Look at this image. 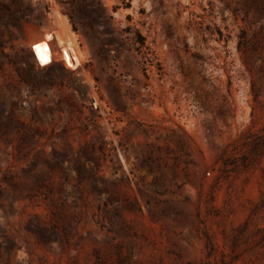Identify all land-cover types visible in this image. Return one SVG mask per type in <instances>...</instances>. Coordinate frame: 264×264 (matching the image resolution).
<instances>
[{"label":"rangeland","instance_id":"rangeland-1","mask_svg":"<svg viewBox=\"0 0 264 264\" xmlns=\"http://www.w3.org/2000/svg\"><path fill=\"white\" fill-rule=\"evenodd\" d=\"M263 129L264 0H0V264H264Z\"/></svg>","mask_w":264,"mask_h":264},{"label":"built area","instance_id":"built-area-1","mask_svg":"<svg viewBox=\"0 0 264 264\" xmlns=\"http://www.w3.org/2000/svg\"><path fill=\"white\" fill-rule=\"evenodd\" d=\"M75 36L76 34L72 27L65 31L60 27L59 31H53L51 33V38L48 40V51L50 53V58H52L53 61H51L52 59H49L48 65H51L54 62H60L62 65L73 71L79 72L81 68L82 70H85V59L82 62L78 59L77 49L80 47V40ZM39 63L42 65L40 59ZM66 63L68 66H66Z\"/></svg>","mask_w":264,"mask_h":264},{"label":"bare ground","instance_id":"bare-ground-1","mask_svg":"<svg viewBox=\"0 0 264 264\" xmlns=\"http://www.w3.org/2000/svg\"><path fill=\"white\" fill-rule=\"evenodd\" d=\"M55 17L57 22L60 24V26L62 27V30L65 31L66 29H70V23L69 20L67 19L66 16H64L60 11H55ZM51 38V33L46 34L44 36V38L42 39H38V41L33 45V50L36 56V59L39 63V59L42 62V66H47L48 65V61L50 58V53L48 51L49 48V43L48 40ZM77 53H78V59L80 62H82L85 59V54L84 52L81 50L80 47H78L77 49ZM53 61V59L51 60ZM66 66H68V64L66 63Z\"/></svg>","mask_w":264,"mask_h":264},{"label":"trees","instance_id":"trees-1","mask_svg":"<svg viewBox=\"0 0 264 264\" xmlns=\"http://www.w3.org/2000/svg\"><path fill=\"white\" fill-rule=\"evenodd\" d=\"M264 130V129H263Z\"/></svg>","mask_w":264,"mask_h":264}]
</instances>
